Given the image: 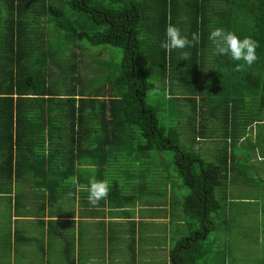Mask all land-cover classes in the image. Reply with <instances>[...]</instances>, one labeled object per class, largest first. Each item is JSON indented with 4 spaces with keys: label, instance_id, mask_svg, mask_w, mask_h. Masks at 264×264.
Wrapping results in <instances>:
<instances>
[{
    "label": "trees",
    "instance_id": "obj_1",
    "mask_svg": "<svg viewBox=\"0 0 264 264\" xmlns=\"http://www.w3.org/2000/svg\"><path fill=\"white\" fill-rule=\"evenodd\" d=\"M169 23L200 42L169 55L160 47ZM217 27L258 41L259 59L234 71L243 61L215 54L209 34ZM106 46L121 51L119 61H95L91 48ZM262 117L264 0H0V193L31 175L48 199L79 200L86 218L94 177L109 185L98 213L123 218L144 206L147 188L153 193L144 176L151 153L169 151L192 221L169 252L172 264H236L228 244L213 253L203 242L210 231L232 236L230 220L212 218L228 204L217 191L234 187L225 167L236 169L239 141L254 124L264 131ZM210 119L219 126L208 127ZM199 141L217 146L220 159L202 156ZM1 233L3 255L37 242L19 230ZM63 258L75 264L69 245Z\"/></svg>",
    "mask_w": 264,
    "mask_h": 264
},
{
    "label": "rangeland",
    "instance_id": "obj_2",
    "mask_svg": "<svg viewBox=\"0 0 264 264\" xmlns=\"http://www.w3.org/2000/svg\"><path fill=\"white\" fill-rule=\"evenodd\" d=\"M48 34L54 36L53 31H49ZM91 50L92 51L89 52L96 54L97 57L94 59L98 63L114 60L119 61L121 58V51L109 46L93 47ZM262 120H264V117H262ZM216 121V119H210V123H208V121L206 123L208 127L215 128L219 126V123H216ZM240 122L243 121L240 120ZM258 129V127L254 128L251 126L250 129L246 131L249 134V138H243V143H240L243 148V154L235 165V171L233 164L231 169L229 168L230 164H227V168L225 167V169L228 170L226 178L227 183H230V179L233 178V175L238 179L235 183L233 182L236 188L227 187L225 183V187L222 186V188L217 191V196L222 193H224V196H227L226 199L228 204L223 207V210L220 211L218 215L213 213L212 218L217 219L218 223H222L223 220H230L231 228H233L231 229L232 236L228 237L226 232L216 230L215 232H209L206 241L202 240L204 241L203 246L209 247L211 250L213 248V251H210L213 253H215L214 250L217 251L219 248H222L224 242L228 244V249L231 250L232 257L236 260V264H261L260 262L264 264V161L257 160L259 156L264 158V154L262 153L264 149V131L259 129L261 133L258 135ZM253 132H255V140L253 139ZM256 135L258 136L256 137ZM208 142L209 141H199L194 145L195 150L207 148L201 155L209 156L207 157L209 160H214L216 158L219 160L222 151L219 152L217 146L215 147V145H211ZM221 146H223V144ZM210 149L214 150L210 151ZM173 161V155L169 151L151 153L149 164L151 162L152 166L146 164V166H148V177L145 174L144 176L147 179L146 186L151 179L150 185H154V188L152 190V186H150V190H152L153 193L148 191L147 188L142 203L144 206L128 208V211L133 215L148 217V223L144 226L140 225L142 229L140 230L141 233L148 230V239L145 238L144 235H139L137 236V241L140 243L129 246L130 239L127 234L118 231L117 227L112 226L110 227L111 229H109L102 226V229L106 233L103 235V233L100 232L99 236L92 234L94 237L92 236L91 242V244L96 245L97 253L101 258L98 260V264H117V262L118 264H172L168 253L173 249L172 247L178 237L185 233H189L191 227L187 222H192L186 219L181 209L184 199L189 195V190L183 186L182 181L178 177L176 166ZM137 164L139 165L140 163L138 162ZM244 171L247 175L246 180L243 179V175L245 174ZM240 175L241 177L239 179ZM161 192L163 195L159 196L158 193ZM148 195H151V197H148ZM58 196L60 199H63V197L68 198L71 210L77 208V205L73 203L70 196L63 194H59ZM152 198L155 202L153 204L154 207L151 205ZM220 198L219 196V199ZM156 205L161 206L162 209ZM230 206L233 209H229ZM63 207H66V205H63ZM90 208L89 206L87 209L89 210ZM91 213L94 215V211ZM168 215L170 219H167ZM4 216L7 219L9 218L5 209L0 210V217ZM170 223L172 226L171 229H169ZM239 225H242L244 229ZM113 231L118 232L112 234ZM54 233H58L61 236L64 235L59 229ZM51 234L53 235V232H51ZM109 236H111V241L109 240ZM35 239L37 240V238ZM42 244L44 243L40 240L33 244L36 246L31 252L27 250L22 251L23 254L25 252V256H27L26 258L29 262L32 260V262H40L42 260L37 258V256L41 254V251L37 249L40 248ZM103 247L113 249L114 253H109V250L102 252ZM131 249L133 250L130 251ZM59 254V257H62V253ZM1 257H3L2 252H0V264H8L6 260L2 261ZM18 257L19 258L16 257L11 264L26 262V260H19L23 258L22 256ZM207 260L208 256L203 259V261ZM53 262L60 264V260L53 259ZM198 264L205 263L200 262Z\"/></svg>",
    "mask_w": 264,
    "mask_h": 264
},
{
    "label": "crops",
    "instance_id": "obj_3",
    "mask_svg": "<svg viewBox=\"0 0 264 264\" xmlns=\"http://www.w3.org/2000/svg\"><path fill=\"white\" fill-rule=\"evenodd\" d=\"M252 127L257 128L255 124L252 125ZM254 134L255 132H253V139L255 140ZM247 138H249L248 132L244 139ZM240 143H243L242 139L239 141V144ZM240 147L241 148L236 151L239 155L238 161L243 154L241 144ZM257 160L264 161V158L259 156ZM28 176L24 175L21 178H13L11 191L0 193V210L5 209L7 211V216L9 217L8 219L5 218V216L0 217V230L10 229L12 232L19 230L26 237L37 238V242L41 240L44 244L37 249L41 251V254L38 255L37 258L42 260L40 262H32L33 260L29 262L26 258L27 256H25V252L24 254L22 253V251L25 250L28 252L29 249L33 250L36 246L33 245L34 243H29V246H25L26 244L22 245L23 243H18L17 248L12 245L11 251L1 257L2 261L6 260L8 264H11L16 257L19 258L18 256H22L23 258H20L19 260H26V262L20 264H56L53 262V259L60 260V264H66L63 256L69 245L71 254L75 259V264H98V260L101 258L97 253L96 245L91 244V242L92 234L99 236L100 232H103L102 226L106 228L112 226L117 227L118 231L127 234L130 242L134 239L135 245L140 243L137 241V236L139 235H144V237L148 239V230L144 233H141L140 231L142 230L140 225L144 226L148 223V217H141L131 213L127 217L115 218L109 216L105 211L103 214L101 212L98 213V211H100L99 204L93 206L89 202L86 203L87 208L89 206L91 207L89 210L86 209L89 215H87L86 218H83L84 216L80 218L78 207L80 204L79 200H72L73 203L77 205V208L71 210L67 197L60 199L59 196H57L55 200L48 199L47 196H49V191L47 192V190L44 189V185L41 181L31 178V175ZM240 177L241 175L239 176V179ZM246 178L247 175L245 172L243 179L246 180ZM232 179H234L235 182L238 180L235 175H233ZM234 188L236 187L234 186ZM63 205H66V207H63ZM93 211L94 215L91 213ZM167 219H170L169 215L167 216ZM52 222L55 224H51ZM58 229L63 232V236L54 233ZM51 232H53V235ZM0 234L2 235L3 233L0 231ZM15 250L17 252H15ZM108 250L109 253H114L113 249L106 247H103L102 252ZM59 253H62V257H59ZM14 264H18V262Z\"/></svg>",
    "mask_w": 264,
    "mask_h": 264
},
{
    "label": "clouds",
    "instance_id": "obj_4",
    "mask_svg": "<svg viewBox=\"0 0 264 264\" xmlns=\"http://www.w3.org/2000/svg\"><path fill=\"white\" fill-rule=\"evenodd\" d=\"M209 39L214 44L216 55H229L233 61H243L235 65L234 71H244L246 67H251L259 59L256 53L259 43L250 36L241 39L234 32L217 27L210 32ZM199 42V33H192L189 39L188 36L181 34L179 27L169 23L166 27V39L161 41L160 47L170 55L174 49L192 47ZM189 56L190 53H183L184 60H187ZM89 183L88 199L93 206H96L101 199H106L108 196V181H97L93 177Z\"/></svg>",
    "mask_w": 264,
    "mask_h": 264
}]
</instances>
